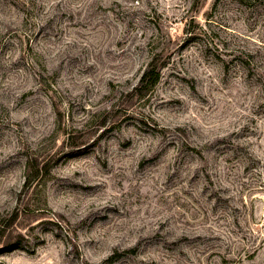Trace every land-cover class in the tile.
<instances>
[{"label": "rangeland", "instance_id": "374dc122", "mask_svg": "<svg viewBox=\"0 0 264 264\" xmlns=\"http://www.w3.org/2000/svg\"><path fill=\"white\" fill-rule=\"evenodd\" d=\"M0 264H264V0H0Z\"/></svg>", "mask_w": 264, "mask_h": 264}, {"label": "trees", "instance_id": "16d2710c", "mask_svg": "<svg viewBox=\"0 0 264 264\" xmlns=\"http://www.w3.org/2000/svg\"><path fill=\"white\" fill-rule=\"evenodd\" d=\"M153 68V67H152ZM153 75L152 79L154 81H157L159 78H158V73L154 70V69H151V73ZM155 74V75H154ZM149 73L148 74H145L142 78L145 79V76L148 77Z\"/></svg>", "mask_w": 264, "mask_h": 264}]
</instances>
